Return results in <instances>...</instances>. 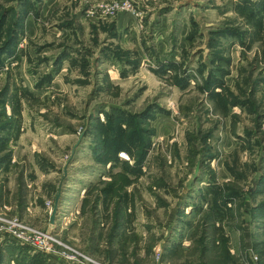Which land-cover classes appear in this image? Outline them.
I'll return each instance as SVG.
<instances>
[{"label": "rangeland", "instance_id": "rangeland-1", "mask_svg": "<svg viewBox=\"0 0 264 264\" xmlns=\"http://www.w3.org/2000/svg\"><path fill=\"white\" fill-rule=\"evenodd\" d=\"M71 256L264 264V0H0V264Z\"/></svg>", "mask_w": 264, "mask_h": 264}, {"label": "built area", "instance_id": "built-area-1", "mask_svg": "<svg viewBox=\"0 0 264 264\" xmlns=\"http://www.w3.org/2000/svg\"><path fill=\"white\" fill-rule=\"evenodd\" d=\"M43 237V238H42ZM14 240L21 244V243H27L28 246L35 248L36 250H41V251H51L53 249V242H55V239L53 238L52 235H44V236H33L31 238H29L28 240L30 241L28 243V240H26V237L21 235V234H17V236L13 237ZM84 259H77L75 257H70V264H73L74 261L79 262L80 264H97L96 262H94L93 260H90L89 258H86L85 256H82ZM161 262L158 261L157 264H160Z\"/></svg>", "mask_w": 264, "mask_h": 264}, {"label": "water", "instance_id": "water-1", "mask_svg": "<svg viewBox=\"0 0 264 264\" xmlns=\"http://www.w3.org/2000/svg\"><path fill=\"white\" fill-rule=\"evenodd\" d=\"M58 203V202H57ZM57 210H58V204H56L53 213H52V221L55 220L56 214H57Z\"/></svg>", "mask_w": 264, "mask_h": 264}]
</instances>
